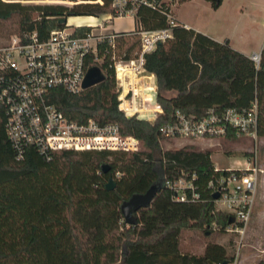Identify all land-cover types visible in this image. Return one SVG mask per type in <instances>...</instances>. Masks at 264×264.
Segmentation results:
<instances>
[{"label":"trees","instance_id":"16d2710c","mask_svg":"<svg viewBox=\"0 0 264 264\" xmlns=\"http://www.w3.org/2000/svg\"><path fill=\"white\" fill-rule=\"evenodd\" d=\"M42 0H0V21L18 19V33L37 32L41 38L65 18L113 15L111 0L69 1L60 5L30 6ZM191 0H181V3ZM213 10L223 0H204ZM135 27L155 31L166 27L164 17L139 8ZM88 29H76L78 34ZM172 39L145 55V69L157 84L156 101L163 111L153 123L127 118L118 109L114 70L109 58L99 67L105 80L79 94L60 89L47 100L66 118L76 123L93 119L113 123L124 136L139 140L136 153L60 151L50 158L29 149L17 160L5 136V113L0 106V264H222L233 262L225 248L206 244L202 255L180 252L181 233L190 228L211 231L214 225L227 227L226 214L214 209L207 188L217 176L212 151L192 145L160 149L159 128L176 111L198 117L210 108H249L258 104V138L264 139V46L259 67L249 57L233 50L228 40L217 43L183 27H175ZM117 54L132 60L140 50V39L121 34L115 39ZM93 64L92 61L88 62ZM228 138H233L228 136ZM108 165L105 175L101 167ZM119 175V177H117ZM201 199L177 202L165 188L166 180L189 179ZM115 187L106 190L109 179ZM151 187V204L133 214L136 224H125L120 206L133 195ZM258 264H264V260Z\"/></svg>","mask_w":264,"mask_h":264},{"label":"built area","instance_id":"2783aa9c","mask_svg":"<svg viewBox=\"0 0 264 264\" xmlns=\"http://www.w3.org/2000/svg\"><path fill=\"white\" fill-rule=\"evenodd\" d=\"M178 1L111 0L114 13L103 18L113 22L128 19L135 25L138 9L146 8L164 17L166 27L160 30L142 31L133 26L123 31L112 28L108 33L105 27L89 23L80 26L88 29L82 34L76 32L80 27L70 31V27L64 26L51 30L45 38L31 32L22 37L12 35L0 43V106L6 118L5 136L17 160H22L29 149L47 159L60 151L138 152L139 140L124 136L118 125L99 124L93 119L76 123L51 105L47 97L56 89L79 94L83 91L87 69L94 65L99 67L108 57L109 68L114 70L119 111L127 118L153 123L163 111L156 101L155 76L145 69V55L172 39L173 28L186 29L175 19ZM98 2L101 4V0ZM96 29L101 32L95 33ZM121 34L140 39V50L132 60H124L117 54L115 39ZM249 59L258 68L261 53H254ZM89 61L93 64L89 65ZM257 124L258 104L255 101L242 110L210 108L201 117L176 111L171 120L159 128V136L166 141L246 136L256 142ZM215 172L219 174L207 184L214 209L234 219L227 225V232L243 236L253 214L258 174L262 171L255 159L253 163L246 162L244 167L215 168ZM194 179L193 175L189 179L166 180L164 186L175 201L196 203L201 195ZM215 194H218L217 199L213 198ZM235 263L233 259L231 264Z\"/></svg>","mask_w":264,"mask_h":264},{"label":"rangeland","instance_id":"374dc122","mask_svg":"<svg viewBox=\"0 0 264 264\" xmlns=\"http://www.w3.org/2000/svg\"><path fill=\"white\" fill-rule=\"evenodd\" d=\"M181 0L178 1V4ZM30 6L60 5L71 8L74 4L61 1L42 0L25 2ZM177 4V5H178ZM178 7V6H177ZM175 8L182 18L200 31L213 36L230 40L232 46L246 51L248 54L259 52L264 41V0H223L217 10L204 0H194ZM105 16L94 20L90 17L67 18L66 26L74 31L79 26L94 24L106 28L123 31L130 28L128 19L104 21ZM137 29V28H136ZM95 33H100L96 29ZM18 33V19L0 21V43ZM119 55V54H118ZM121 57V56H119ZM192 145L197 149H209L213 153L214 166L221 169L244 167L248 161L256 159L257 167L262 171L258 174L256 201L251 220L243 236L227 232L226 228L214 225L212 232L190 228L184 230L179 239L180 252L190 255H202L206 244L216 243L225 248L228 256H233L235 264H258L264 260V139L255 142L246 136L216 139H179L161 140L162 152L169 149H180ZM253 166V164L251 165Z\"/></svg>","mask_w":264,"mask_h":264},{"label":"water","instance_id":"95a60500","mask_svg":"<svg viewBox=\"0 0 264 264\" xmlns=\"http://www.w3.org/2000/svg\"><path fill=\"white\" fill-rule=\"evenodd\" d=\"M66 19L63 18L61 20H59L58 24L60 27H64L66 26ZM105 74L104 72L101 70L100 67L94 65V66H90L87 69V72L85 74L84 80H83V84H82V90H88L100 83H102L105 80ZM110 171V167L108 165H103L101 167V172L103 174H107ZM115 187V182L113 180V178L109 179L108 184L106 185V190L107 191H112ZM155 188L151 187L145 194L142 195H133L132 197H130L127 201L123 202L120 206V211L123 217V220L125 222L126 225L128 226H134L136 224V221L134 219L133 214L135 212H137L139 209L141 208H146L148 207L154 196H155ZM214 199L218 198V194H215L213 196ZM234 222V219L232 217H230L228 219L227 225H231ZM209 264H214L212 262H209ZM222 264H229L228 261H224Z\"/></svg>","mask_w":264,"mask_h":264},{"label":"crops","instance_id":"0c3cea01","mask_svg":"<svg viewBox=\"0 0 264 264\" xmlns=\"http://www.w3.org/2000/svg\"><path fill=\"white\" fill-rule=\"evenodd\" d=\"M192 1H194V0H191V1H188V2H192ZM185 3H187V2L180 3V4L178 5V7H179L180 5H184ZM178 7H177V8H178ZM174 15H175V19H176L180 24L184 25V26L186 27V29H191V30H193V31H195V32L201 33L202 35H204V36L210 38L211 40H213V41H215V42H217V43H223L224 41L227 40V39H225V38L216 37V36H213V35H211V34H209V33H207V32L200 31L198 28L194 27V26L191 25L188 21H186V19L182 18V16H181L180 14H178V12L175 13ZM133 26H135V25L132 24V23L130 22V28H129V29H126V30H130ZM79 27H80V26H79ZM228 42H229V46H230L233 50L238 51V52L242 53L243 55H245V56H247V57H250V56L252 55V54H251V55L248 54L246 51H244V50H242V49H238V48L232 46L230 40H228ZM263 46H264V41H263V43L261 44L260 51H259V52H253V54H254V53H261ZM201 150H205V149H201ZM212 157H213V154H212V156H211V159H212ZM212 161H213V159H212ZM215 168H217V167L215 166ZM219 169H221V168H219Z\"/></svg>","mask_w":264,"mask_h":264}]
</instances>
